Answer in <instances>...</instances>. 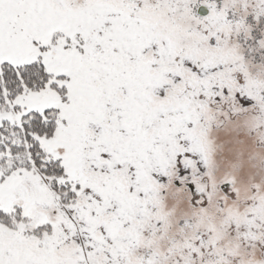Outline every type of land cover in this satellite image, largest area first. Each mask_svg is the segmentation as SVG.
<instances>
[{
  "label": "snow or ice",
  "instance_id": "6c2138e0",
  "mask_svg": "<svg viewBox=\"0 0 264 264\" xmlns=\"http://www.w3.org/2000/svg\"><path fill=\"white\" fill-rule=\"evenodd\" d=\"M0 264H264V0H0Z\"/></svg>",
  "mask_w": 264,
  "mask_h": 264
}]
</instances>
